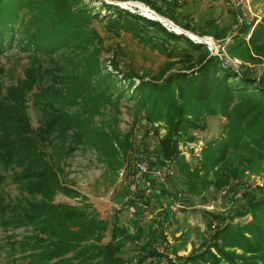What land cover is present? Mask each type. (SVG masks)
<instances>
[{
	"label": "trees",
	"instance_id": "16d2710c",
	"mask_svg": "<svg viewBox=\"0 0 264 264\" xmlns=\"http://www.w3.org/2000/svg\"><path fill=\"white\" fill-rule=\"evenodd\" d=\"M47 1L58 14L63 15L59 20L63 25L69 20L73 22L72 28L87 27V40L96 61L94 43L99 40V36L90 25L94 20L103 23L108 32H128L164 55L166 60L158 73L147 80L140 77V83L131 93L130 99L142 110L148 123L159 120L166 123V133L160 139L161 164L173 162L177 171L186 176L190 191H193V185L200 177V167L206 173L212 170L215 174L230 169L227 168V160L234 150L241 151L236 155L246 158L249 165L264 158V67L259 77L249 75L246 71L237 73L222 67V60L205 43L175 33L160 22L121 5L101 0L95 11L85 5L83 0ZM133 1H139L159 16L199 36L209 34L215 39L222 36V33L217 32L218 26L212 18L202 22L201 30H194L188 20L190 11L182 1ZM29 2L0 0V50L4 47V40L8 44L13 41V23L21 8ZM101 8L104 13H101ZM239 27L240 33L228 43L231 47L229 52L251 62L264 58V14L251 32L250 47L243 38L250 27L247 24ZM61 28L58 30H62L63 35L64 29ZM69 42L56 44L52 40L43 43L39 37H32L35 48H42L49 54L58 53L62 45ZM113 63L117 65L115 60ZM71 71L72 67L59 71L63 73L57 77V85L61 86V90L42 86L33 94L40 119L35 129L31 128L28 107L24 105L29 90L26 83L35 82L38 76L42 78L43 75L44 78V72L38 75L39 70L33 69V75L28 78L30 82L25 80L18 86L16 93H11V103L0 104V108L4 109L0 111V119L5 122H0V161L5 167L16 165L20 168L15 179L27 187L31 196L25 199V203L8 204L0 194V215L6 210L11 217L10 223L31 228V233L22 242L25 244L22 245V252H28L23 256L28 260L26 264H128L120 256L121 250L127 240L133 242L134 238H139V233L134 238L128 234L116 240L127 229L114 224L109 240L102 242L101 235L107 231V223L89 209V205L54 201L57 193L85 199L78 191L62 184L57 161L69 157L84 142L102 154L106 161H112L120 148L127 150L128 143V135L122 140L114 129L101 128L96 122V115L103 113L106 103H113L105 90L97 89L100 85L104 89L116 88L110 75L103 74L100 81H95L93 77L97 69H89L87 73ZM55 72L58 73L57 70ZM72 79L78 82L74 86L70 84ZM119 94L123 96V93ZM217 114L226 116L228 123L223 133L204 148L201 166L190 170L179 156L178 144L185 138H193L191 130H205L202 121L204 116ZM144 150L142 148L140 153L143 154ZM215 166H220L219 170L214 169ZM169 178L171 176L166 179ZM132 184L133 180H130L122 203L126 207L133 206L134 212L152 204L157 193L152 194L151 189L146 193L147 188H137L131 192ZM235 214L241 218L249 215L250 218L233 222L212 214L218 224L210 237V246L214 247L218 255L206 245L198 252L176 257L167 264H264V195L250 198ZM137 245L142 253L139 261L162 264L159 258L164 255L149 247V239ZM12 247L15 248V245Z\"/></svg>",
	"mask_w": 264,
	"mask_h": 264
},
{
	"label": "rangeland",
	"instance_id": "374dc122",
	"mask_svg": "<svg viewBox=\"0 0 264 264\" xmlns=\"http://www.w3.org/2000/svg\"><path fill=\"white\" fill-rule=\"evenodd\" d=\"M104 1L122 4L133 12L143 13L138 6L139 1ZM179 1L187 4L190 11L188 20L194 30H201L202 22L208 18L215 20L218 26L217 32L222 33L217 39L209 34L199 36L178 24L177 26L195 37L206 40L210 44V46L206 44L207 48L222 60V67L230 68L237 73L246 71L256 77L262 74L264 58H258L251 51L259 60L251 62L241 59L229 52L231 47L228 43L232 42L234 35L240 33L239 26L247 24L250 29L243 38L250 47L251 32L264 14V0ZM100 2L101 0H83L85 5L95 11ZM147 8L150 9L148 6ZM101 13H104L103 8ZM61 18L63 15L58 14L47 0H30L21 8L13 23V41L8 44L4 40V47L0 50V104L11 103V93H16L18 86L26 82L25 80L30 82L28 78L33 75V69L39 70L38 75L44 72V78L43 75L42 78L38 76L35 82L26 83L29 90L24 105L28 107L31 128L35 129L40 119L33 102V94L38 92L40 87L61 90V86L57 85L59 82L57 77H61L63 73L59 71L65 67L67 69L72 67L73 73L76 70L87 73L89 69H97L93 79L100 81L103 74H109L116 88L104 89L103 85L97 87L99 91L105 90L113 103H106L102 109L103 113L100 116L96 115V122L101 128L114 129L122 140L128 135V143L127 150L123 151L120 148L112 161H106L105 157L87 142L77 146L69 157L61 162L57 161L62 184L78 191L85 199L71 198L64 193H57L54 201L78 206L89 205V209L94 210L107 223V231L102 232L101 235L102 242L109 240L114 224L127 229L124 228L125 234L118 236L116 240L125 238L128 234L134 238L139 233V238H134L133 242L127 240L121 250L120 256L126 259L128 264H146L139 261L142 253L137 244L146 243L148 239L149 247L164 255L159 258L162 264H167L176 257H185L198 252L206 245L211 252L217 254L214 247L210 246V237L218 224L212 214L221 215L233 222H243L250 218L249 215L237 217L235 213L250 198L264 195V158L255 160L249 165L246 158L236 155L242 152L234 150L227 160V168L230 169H224L217 174L212 170L206 173L200 167V161L204 157L203 150L208 142L223 133L224 126L228 123L224 115H206L202 118L206 126L205 130H191L190 135L193 138H185L178 144L179 156L189 169L200 167V177L198 181L195 180L193 191L189 190L186 176L177 171L173 162L171 178L162 182L156 181L149 171H153L162 163L159 157L160 139L166 133L167 125L161 120L148 123L142 110L133 104L130 95L140 83V77L143 76L146 80L153 77L166 58L144 40H139L124 31L118 34L108 32L103 23L94 20L90 25L99 36V40L94 43V48L97 49L96 61L94 52L91 51V44L87 40V27L83 25L72 28L73 22L69 20L63 25L59 22ZM165 19L171 21L166 17ZM60 27L64 29L63 35H61L62 30L60 32L58 30ZM35 36L42 39L43 43L52 40L56 41V44L70 42L65 46L62 45L58 53L49 54L42 48H35L32 44V37ZM82 47H85L84 50L81 49ZM113 60L116 61V66ZM76 83L78 82L74 79L70 82L72 86ZM120 92L123 96H120ZM3 110L0 108V111ZM0 122L5 123L2 119ZM25 135L29 137L28 134ZM142 148L146 149L143 154L140 153ZM141 155L148 160L149 167L148 171L137 179L134 176L135 160ZM8 167L0 161V194L8 204L25 203V199L31 196L27 187L15 179L16 172H19L20 168L16 165ZM219 168L220 166L214 167L216 170ZM203 176L205 178L202 181ZM130 180H133L130 186L131 192L137 188H147L151 189L152 194L157 193V197L152 199V204L134 212L122 203L123 196L127 194L124 191L127 190ZM8 214L5 210L0 215V264H26L28 260L23 256L28 252H22L24 249L22 245H25L22 242L24 237L31 233V228L13 225ZM13 245L15 248L12 247ZM237 251L241 252V250Z\"/></svg>",
	"mask_w": 264,
	"mask_h": 264
},
{
	"label": "built area",
	"instance_id": "2783aa9c",
	"mask_svg": "<svg viewBox=\"0 0 264 264\" xmlns=\"http://www.w3.org/2000/svg\"><path fill=\"white\" fill-rule=\"evenodd\" d=\"M122 5V4H121ZM148 160L143 158L141 155L138 159L135 160V168H136V173H135V178L138 179L143 173L148 171ZM155 178L156 181H164L168 176L173 174V167L170 163L165 162L163 164H160L156 169L153 171H150ZM145 192H149L148 189L145 190ZM131 210L134 211V207L130 206L129 207Z\"/></svg>",
	"mask_w": 264,
	"mask_h": 264
},
{
	"label": "water",
	"instance_id": "95a60500",
	"mask_svg": "<svg viewBox=\"0 0 264 264\" xmlns=\"http://www.w3.org/2000/svg\"><path fill=\"white\" fill-rule=\"evenodd\" d=\"M122 6V5H121ZM123 8H126L125 6H122ZM131 11V10H130ZM156 16L154 17H151V16H148V15H145L144 13H139V14H141V15H143V16H145V17H147V18H149V19H153V20H155V21H158V22H160L162 25H164V26H167V23L166 22H164V21H162L160 18H159V16H157L158 14L156 13V12H154L153 10H151ZM133 12V11H132ZM170 23H171V27H169V26H167V27H169L172 31H174V32H176V33H178V34H183V35H185V36H187L188 38H190L191 40H193V41H195V42H201V43H205V44H208L209 46H210V44L206 41V40H204V39H202V38H199V37H193V36H191L190 34H189V32H187V31H185L184 29H182V28H180V29H177L176 30V28L178 27L176 24H174L172 21H170Z\"/></svg>",
	"mask_w": 264,
	"mask_h": 264
},
{
	"label": "bare ground",
	"instance_id": "6f19581e",
	"mask_svg": "<svg viewBox=\"0 0 264 264\" xmlns=\"http://www.w3.org/2000/svg\"><path fill=\"white\" fill-rule=\"evenodd\" d=\"M125 4V3H124ZM139 5L138 6H140L141 7V11L145 14V15H148V16H151V17H155L156 15L149 9V8H147V6H145V5H143V4H141V3H138ZM130 5V4H129ZM132 7V6H131ZM158 16V15H157ZM159 18L162 20V21H164V22H166L167 23V26H169V27H171V23H170V21H168L167 19H165V18H163V17H160L159 16ZM166 26V27H167ZM172 28V27H171ZM177 29H180L179 27H177L176 28V30ZM191 36H193L192 34H190ZM193 37H195V36H193Z\"/></svg>",
	"mask_w": 264,
	"mask_h": 264
},
{
	"label": "crops",
	"instance_id": "0c3cea01",
	"mask_svg": "<svg viewBox=\"0 0 264 264\" xmlns=\"http://www.w3.org/2000/svg\"><path fill=\"white\" fill-rule=\"evenodd\" d=\"M150 172V171H149ZM150 174L152 175V173L150 172ZM153 176V175H152Z\"/></svg>",
	"mask_w": 264,
	"mask_h": 264
}]
</instances>
